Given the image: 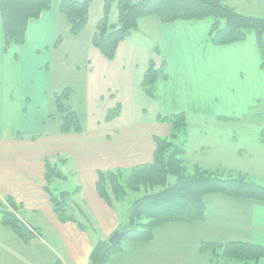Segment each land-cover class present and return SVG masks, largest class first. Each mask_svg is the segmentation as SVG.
<instances>
[{
	"label": "crops",
	"instance_id": "0c3cea01",
	"mask_svg": "<svg viewBox=\"0 0 264 264\" xmlns=\"http://www.w3.org/2000/svg\"><path fill=\"white\" fill-rule=\"evenodd\" d=\"M104 1L95 17L91 9L96 0L92 1L86 26L78 35H71L69 23L59 11L60 0H53L51 8L29 20L25 41L9 47H5L0 13V261L8 257L15 264H32L35 260L24 254V249L43 244L52 249L53 264H89L95 244L123 224L115 205L109 206L99 196L97 172L152 163L154 136H165L171 131L170 124L159 117L186 114L189 128L185 160L189 166L240 171L258 183L264 181V124H242L248 114L238 115L244 113L248 104L261 99L256 97L264 96V66L257 35L251 33L243 41L214 45L210 40V18L162 22L157 16H149L142 18L132 31L146 30L145 40L134 39L129 33L120 42L116 56L108 59L92 44ZM59 35L61 43H57ZM147 35L151 40H147ZM151 59L158 66L165 60L168 75L158 81L156 99L147 96L141 87ZM53 62L56 70L67 75L74 70L78 74L80 63L90 76L97 67L99 73L94 80H100L99 85L104 87L84 81L77 95L78 101L87 104V111L94 113L89 103L104 102L106 95H111L110 102L115 101L113 90L118 92L121 88L126 96L129 93L128 99L119 100L121 110L115 118L120 124L109 125L114 121L108 122L105 116L104 125L97 122L89 126L82 118V132H62L58 116L53 117V94L65 86L57 87L61 80L54 78ZM74 96L75 90L70 98L73 106ZM143 98L154 111L152 123L137 120V102ZM142 110L141 117L149 114L148 109ZM258 115L264 119V114ZM237 123L242 126H234ZM47 160L62 172L59 178L66 177L60 164L74 171L78 187L65 192L70 193L69 198L85 201L84 207L75 206L86 219L82 221L85 228L57 217L46 187L57 194L63 191L52 187L54 179L47 181ZM215 195H219V204L215 208L213 199L207 197L204 221L163 226L170 229V234L178 232L179 240L170 243L168 239L164 243L155 236L151 249L130 243L110 264H174L176 258L166 259L163 256L170 253L164 251L174 245L183 248L182 255L186 256L185 246L190 241L186 231L198 225L204 227L195 240L196 246L204 241L222 244L231 240L264 246V203ZM6 209L33 231L29 242L3 224ZM96 230H101V236H96ZM13 245L17 250L11 248ZM195 245L189 249L191 253Z\"/></svg>",
	"mask_w": 264,
	"mask_h": 264
},
{
	"label": "trees",
	"instance_id": "16d2710c",
	"mask_svg": "<svg viewBox=\"0 0 264 264\" xmlns=\"http://www.w3.org/2000/svg\"><path fill=\"white\" fill-rule=\"evenodd\" d=\"M92 1L60 0L59 11L66 17L71 35H78L86 26ZM113 2L118 7L117 23L110 21ZM52 3L53 0H0L5 47L22 44L29 20L38 18L43 11L51 8ZM149 16H157L162 22L212 18L210 40L214 45L243 41L249 34L255 33L264 66V16L245 14L223 0H105L103 13L92 36L93 46L106 58L113 59L120 42L138 28L142 18ZM61 40L62 36L59 35L57 43H61ZM167 76L165 60L158 66L151 59L141 83L143 91L150 98L156 99L158 81ZM71 94L70 87L53 94V117L58 116L60 130L64 133L83 131L78 113L70 103ZM118 105L114 111H109L108 118H114L115 113L120 112L121 105ZM159 120L169 123L171 131L165 136H154L156 150L152 163L97 172V192L109 206L128 198L131 193L139 194L132 202L128 222L122 224L120 229L128 231L124 240L149 242L155 238L157 229L166 224L204 221L208 210L207 196L211 194L264 203V185L252 180L247 174L222 169L212 171L198 164H187L185 155L189 122L185 113L159 117ZM45 164L48 182L63 176L55 164L49 160ZM170 176L174 177L173 182L169 181ZM46 190L62 222H75L85 228V223L68 212L69 192L57 194L48 185ZM9 200L12 206H16ZM2 222L25 242H29L34 235L10 210L3 211ZM219 247L221 252L218 251ZM121 249L120 243L113 246L109 240H100L91 251L89 264H109L111 256ZM200 250L203 256L205 253L210 256L205 262L209 260L217 263L225 258L229 261H222L225 264H260L264 260V246L241 240L222 244L204 241ZM201 260H204L203 257Z\"/></svg>",
	"mask_w": 264,
	"mask_h": 264
},
{
	"label": "rangeland",
	"instance_id": "374dc122",
	"mask_svg": "<svg viewBox=\"0 0 264 264\" xmlns=\"http://www.w3.org/2000/svg\"><path fill=\"white\" fill-rule=\"evenodd\" d=\"M103 0H96L93 10L91 9V15L92 17H95L96 13L99 11V4L102 2ZM224 2L234 6L237 10H239L240 12H243L245 14H251V15H258V16H264V0H223ZM258 5H262L261 7ZM90 13V11H89ZM212 19V18H210ZM110 21L111 23H117L118 22V7H117V3L113 2L110 8ZM224 20H222V25H224ZM143 28H141V30L138 31H134L132 32V35L134 37V39H140V40H145L146 36L143 34L144 33ZM255 34V33H253ZM251 37V36H249ZM263 39V43H264V34L262 36ZM147 40H151V36L147 35ZM82 62V59H81ZM80 63V67H81V71L76 74V71L72 72L70 71L67 75V73L63 71H61V69L57 68V70L55 69V62H53V75L54 78L56 79V77L58 76V80H61V82L56 83L57 87H61V86H65V87H70L73 90H75V96L73 98L72 101H74V106L71 103V105L77 110V112L80 114L82 121L84 120L85 124L92 126V125H96L97 122H99L101 125H104L105 122V116L106 118H108V113L110 110L114 111L115 107L119 106L118 104H120L119 100L122 99L123 101H125V98L128 99L129 93L126 96V93L123 89L120 88V90L117 92L115 90H113L112 92H114L116 94V100L114 101H109L111 95H106V99L104 102H99V101H91L90 107L94 110L93 112L87 111V104L78 101L77 99V95H79L80 91L79 88L83 86V82L84 81H94V83H96L94 86L97 88H103V84L99 85V81H95L94 78H97V74L98 69L95 66L94 67V72L92 74V76L89 75V70L85 69L84 65ZM52 68V67H51ZM42 71V70H39ZM34 74V73H33ZM103 75V73L101 74V76ZM62 76V77H61ZM74 76V78H73ZM92 78V79H91ZM56 81V80H55ZM104 81V80H101ZM63 82L65 84H63ZM64 87V88H65ZM63 88V89H64ZM62 90V89H61ZM59 90V91H61ZM256 98H261V99H257ZM255 98V102L252 104H248L246 109L243 111L244 113L239 112L238 115L239 116H244L245 114H248L246 117L244 116V119L241 120V122H243L242 124H248V125H252V123L254 124V122L256 121H260L263 122L264 124V119H260L259 115L260 113L264 114V96L262 97H256ZM77 99V100H76ZM138 104V110L137 113H139V115L137 114V120L139 122L142 123H152L154 122V111H152V107L147 105L146 103V99L143 98L142 100H138L137 102ZM247 103H245L244 105H246ZM127 108V107H126ZM148 109V115L147 116H143L141 117V114L143 112L142 109ZM136 110V109H135ZM128 111V110H127ZM118 113H115V117H117ZM143 115H145L143 113ZM79 116V115H78ZM108 118V122H112V124L109 123V125H116L118 126L120 124V120L116 119V118ZM123 118V116H122ZM116 119V120H115ZM134 120V119H133ZM81 121V122H82ZM234 126H242L240 124H234ZM67 157V155H65L63 158L65 159ZM60 169H62L65 173H66V177L65 178H59V177H55L54 182L52 183V187L58 191H65V190H70V192H73L77 187V183H76V178L74 176V171H72L71 169H68L67 167H63V164H60ZM52 179V180H53ZM252 180H256V178L253 177ZM169 181L173 182L174 181V177L170 176L169 177ZM259 184H263L264 185V181H260ZM139 194H135V193H131L130 196L128 198H125L121 201L115 202V210L117 211V213L119 214V216L121 217V221L123 224H126L128 222L129 219V213H130V208L132 206V202L134 200V198L138 197ZM216 196L219 195H215V194H211L208 197V199H213L211 200L213 203V206L215 208H217L218 204H219V198H216ZM210 197V198H209ZM70 202L69 205L70 207L68 208V212L70 214H74L79 220L86 222V219L83 217L82 213L79 212L78 209L75 208L76 204L78 206H80L81 208L84 207V200H81V198L78 197H71L69 198ZM227 201V200H226ZM210 205V202H209ZM227 208V206H226ZM165 227V226H164ZM204 226H193L191 228H189L186 231V235L188 238H190V241H187L186 246H185V250L187 253L186 256L182 255L183 253V248H176L173 245V248H168L166 249L164 252L165 253H170L167 255H164L163 257H165L166 259L169 260V258H173L175 257L176 259L174 260L175 263L174 264H225L222 261H227L225 258L224 260H220V262L215 263L214 261H206L207 259H210V256H208L209 254L205 253L203 256V252L200 250V246L199 245H195L197 243V241H195L196 239L199 238L200 236V232L202 231ZM168 230V231H167ZM96 236H101V230H96ZM155 236H157L158 238L156 239H160L162 242L167 243L168 239L170 243H173L174 241L179 240L180 236L178 234V232L173 231V233L170 234V229H164L163 226L158 228L156 231ZM110 236L107 239L104 240H109ZM153 241H155L154 239L149 241V242H133V241H129V240H122L120 242V246L122 247V249L120 251H118L117 253H114L110 260H109V264L111 262V260L114 258V256H116L118 253H121L126 246H128L130 243L133 244H138L139 246L145 248L146 249H151V244L154 243ZM192 241V242H191ZM179 244V243H178ZM195 245L193 247V252L191 253V251L189 249L192 248V246ZM13 250H17L16 246L13 245L11 247ZM10 249V248H9ZM135 251V250H134ZM197 251V252H196ZM218 251L221 252L222 249L219 247ZM17 253H19L18 251H15ZM20 252H23L20 250ZM24 254H30L33 257V263L32 264H53V253H52V249L50 247H48L47 245H43V244H37V245H32L30 247H26L24 249ZM91 254V253H90ZM192 257L191 261L190 258ZM203 257V261L201 260ZM90 258V256H89ZM177 260V261H176ZM184 260H186L184 263ZM200 262V263H199ZM214 262V263H213ZM229 262V261H227ZM13 258L12 261H10V259L8 257H5L2 261H0V264H13ZM264 263V260L260 261V264ZM15 264V263H14ZM134 264V263H133ZM167 264V263H166ZM230 264V263H227Z\"/></svg>",
	"mask_w": 264,
	"mask_h": 264
},
{
	"label": "water",
	"instance_id": "95a60500",
	"mask_svg": "<svg viewBox=\"0 0 264 264\" xmlns=\"http://www.w3.org/2000/svg\"><path fill=\"white\" fill-rule=\"evenodd\" d=\"M128 231L127 230H116L109 238V242L115 246L119 244L127 235Z\"/></svg>",
	"mask_w": 264,
	"mask_h": 264
}]
</instances>
